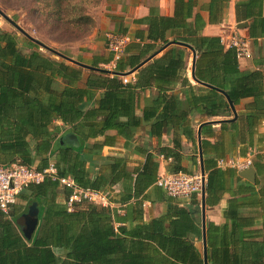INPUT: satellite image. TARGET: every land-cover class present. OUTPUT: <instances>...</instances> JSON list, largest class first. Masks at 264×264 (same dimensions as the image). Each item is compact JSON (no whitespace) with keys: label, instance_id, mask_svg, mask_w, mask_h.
Segmentation results:
<instances>
[{"label":"trees","instance_id":"16d2710c","mask_svg":"<svg viewBox=\"0 0 264 264\" xmlns=\"http://www.w3.org/2000/svg\"><path fill=\"white\" fill-rule=\"evenodd\" d=\"M35 1V10L41 3L50 23L91 21L85 13L88 0ZM228 1L209 0L205 8L210 22L222 18ZM196 4L197 0H174L173 16L150 9L148 16L135 20L147 24L146 36H137L142 41L137 52L122 56L112 70L88 69L52 51L45 54L29 38L35 48L21 52L16 34L0 28V165L19 162L42 169L52 161L59 176H70L79 187L107 192L110 201L124 209L119 213L116 208L82 201L69 210V189L62 188L60 201L57 181L45 178L31 183L19 192L8 215L0 210V264H204L203 250L194 243L201 231L190 210L168 200L165 214L148 220L142 217L141 196L155 183L157 155L172 158L170 172L184 171L179 165L181 143L177 131L181 130L194 146L197 142L195 130L185 126L187 111L169 90L180 81L186 89L189 111L205 116L232 115L226 96L233 105L250 98L237 118L220 121L221 129L229 126L234 131V143L241 137V155H245L254 135L257 142L262 139L257 127L264 121V56L254 59L258 68L240 70L235 51L225 49L218 36L198 34L204 24L200 14L193 16V27L185 23ZM263 10L264 0L235 3L236 21L249 22L248 37L253 44L264 37ZM175 27L189 36L169 40L167 30ZM157 41H161L158 47ZM165 45L171 48L146 66H138ZM185 46L198 51L194 76L207 85L203 91L186 77ZM137 66L135 79L124 83V73ZM152 86L157 97L140 117L136 114L139 94ZM153 118L151 129L157 137L163 128L171 129L173 148L162 146L155 153L144 150L145 160L135 174L127 169L125 158L100 156L108 142L107 130H116L129 140L134 127ZM236 119L241 120V134ZM213 123H202L200 131L202 154L206 155V147L211 146L215 158L212 166H204L206 204L216 203L224 191L225 186L216 179L234 174L230 168L216 167L219 146L204 138V128L211 130ZM70 134L76 137L77 146ZM99 135L104 138L96 139ZM257 184H241L239 192L245 202H256L257 194H264V180L258 188ZM114 185L120 190L111 194ZM28 205L37 211L38 220L30 239L25 238L16 221ZM211 229L210 224L205 229L208 264H264L263 247L254 246L250 240L240 242V246H214ZM252 235L237 238L241 241Z\"/></svg>","mask_w":264,"mask_h":264},{"label":"crops","instance_id":"0c3cea01","mask_svg":"<svg viewBox=\"0 0 264 264\" xmlns=\"http://www.w3.org/2000/svg\"><path fill=\"white\" fill-rule=\"evenodd\" d=\"M239 0H229L227 6L224 8L223 16L220 20L212 21L209 20V12L205 8V5L209 0H197L196 6L193 7L192 15L185 23L189 24L190 27L194 26L193 16L198 13L204 22L198 34L202 36H219L222 32L225 24H237L235 18V3ZM174 0H102L101 9L97 12L94 19H98L101 26V33L95 34V38L89 44L64 49L65 54L75 60L82 63L96 66L100 68H106L109 70L114 69L113 65H110L112 57L111 52L107 49L106 45V33L109 31L127 33L132 37V41L126 46L122 56H128L132 53H136L137 45L140 41L137 36L145 37L147 33L146 23H137L135 20L144 18L149 15L150 9L154 10L155 13L162 16H173L174 14ZM101 13V14H100ZM264 14V10H263ZM248 22V21H247ZM249 25V22H248ZM248 27V26H247ZM239 32L243 35L248 36V29H239ZM176 36H189L187 32L182 28H172L167 30V38L169 40ZM161 41H157L155 46H159ZM128 47V51H127ZM171 48V45L163 46L161 49L152 53L146 62L141 64L139 67L146 66L154 58L161 56L167 50ZM184 60L186 77L189 82L199 87V91H203L204 85L197 82L194 76L195 61L198 56V51L190 49L185 46ZM264 56V37H258L256 43H252V56L249 59L238 60V67L240 70L254 69L259 66L254 64V59L257 56ZM121 56V57H122ZM149 56V57H150ZM148 58V57H147ZM146 59V58H145ZM144 59V60H145ZM194 61V63H193ZM193 66V76L191 75ZM137 67V68H139ZM130 70V69H129ZM127 70V71H129ZM137 70L127 75L129 80L135 79ZM185 87L182 86L180 81H176L171 85L169 93H174L179 100L182 102V108L187 111L186 127L193 128L195 134H200L202 123L213 121L211 130L204 128V138L210 143H217L219 146L218 153L221 157H244L247 154H251L253 157L252 165L250 167L254 170V180L251 181L241 175L240 170L230 168L234 174L224 176L221 179H216V183H222L224 191L221 193L220 199L216 203L206 204L205 202V229L208 224L212 225L211 239L214 246H240L242 242L253 241L254 246H260L264 248V194H257L255 201H246L245 197L241 196V184L244 182L254 183L258 181L256 188L259 187L261 182L264 180V121L258 125L257 131L262 136L261 141L257 142V135L252 137V145L248 146L245 155H241V137L235 141L232 140V134L234 131L226 126L221 129V120H234L237 116L244 111V104L250 101V98H245L240 101L239 104L233 105L236 116L232 110V115H218V116H205L197 111H189L188 104L186 103ZM157 90L154 86L147 88L140 92L138 97V106L136 108V114L142 116L144 110L150 109L154 99L157 97ZM234 118V119H233ZM154 118L149 121H143L141 125L134 127L132 130L133 136L126 140L122 135H119L116 130H107L105 134L108 136V142L102 147L100 156L101 157H123L127 161V169L133 171L135 174L136 170H139L145 160V153L150 151L155 153L160 147L173 148V132L170 128L165 127L161 131L160 137H157L152 132L151 124ZM238 123L239 133L241 134V120L236 119ZM213 130V133L211 131ZM179 140L181 143L178 152L180 154L179 165L185 172H195L200 170L199 154H198V142L196 145L192 143L191 139L181 133L178 130ZM104 136H98L96 139L102 140ZM200 138H203L200 134ZM202 150V149H201ZM206 155L202 154L203 168L212 166L214 153L211 150V146L206 147ZM170 158V159H168ZM156 160L158 162L157 175L161 173L170 172L173 166V160L171 157L165 158L163 155H157ZM218 167V166H216ZM220 168V167H219ZM229 167H224L225 169ZM206 178V170L204 169ZM242 178V179H241ZM221 181V182H220ZM206 182V181H205ZM58 199L61 201L63 197L62 188H58ZM120 190L119 185L112 187L111 194H116ZM205 192V199H206ZM244 198V199H241ZM142 210L143 220H148L151 217L163 215L167 212L168 200H171L179 207H184L190 210L191 216L193 217L194 224L199 227L201 236L194 238L196 246L203 250L202 243V227H201V198L200 195L193 194L189 197L184 196H169L166 192L155 183L147 187L142 196ZM112 202V201H111ZM113 203V207L119 210V213H123V205ZM242 203V204H241ZM253 234L252 237H243L240 241L237 236H243V234ZM241 242V243H240Z\"/></svg>","mask_w":264,"mask_h":264},{"label":"built area","instance_id":"2783aa9c","mask_svg":"<svg viewBox=\"0 0 264 264\" xmlns=\"http://www.w3.org/2000/svg\"><path fill=\"white\" fill-rule=\"evenodd\" d=\"M106 45L112 57L110 65L116 64L123 55L126 46L132 41L127 33L109 31L105 35ZM220 44L225 49H233L238 60L249 59L252 56V39L239 32L235 24H225L219 34ZM122 81L126 83L128 77L124 76ZM170 159V158H168ZM253 157L247 154L244 157H221L216 160V166L220 168L229 167L242 170L252 165ZM45 178L57 181L59 187L67 188L70 194L66 204L69 210L75 202H89L99 206L113 207L107 192L77 186L70 176H59L54 162L49 161L42 169L29 167L19 162L9 166L0 165V210L8 215L12 205L16 202L19 192L31 183H39ZM205 174L200 170L195 172H166L158 174L155 184L161 187L169 196L189 197L193 194L200 195ZM206 181V178H205ZM119 212V210H117ZM118 224H115L117 226Z\"/></svg>","mask_w":264,"mask_h":264},{"label":"rangeland","instance_id":"374dc122","mask_svg":"<svg viewBox=\"0 0 264 264\" xmlns=\"http://www.w3.org/2000/svg\"><path fill=\"white\" fill-rule=\"evenodd\" d=\"M102 0H88L85 13L91 18L90 22L80 20V22L61 21V23H50L44 17L47 13L40 3L38 8L35 0H0V10L12 18L25 32L32 37L40 40L47 46L64 52L68 50L66 46H82L89 44L95 34L101 33L100 22L93 16L101 9ZM74 14H78L75 13ZM101 14V13H100ZM0 28L12 31L18 39V46L21 52H28L35 48L29 43V39L19 30L12 26L6 19L0 15ZM39 49L45 54H51L50 51L42 47ZM66 53V52H64ZM58 58V57H57Z\"/></svg>","mask_w":264,"mask_h":264},{"label":"water","instance_id":"95a60500","mask_svg":"<svg viewBox=\"0 0 264 264\" xmlns=\"http://www.w3.org/2000/svg\"><path fill=\"white\" fill-rule=\"evenodd\" d=\"M0 15L4 19H6L12 26H14L17 30H19L24 36H26L27 38H29L33 42L37 43L38 45H40L45 50L52 51L56 55H58L59 57H62V58L66 59V60H68V61H70V62H72L74 64H77V65L81 66V67L88 68V69L103 70L102 68L94 67V66L82 63L80 61H77L75 59H72V58L60 53L57 50L51 49V47L47 46L46 44H44L40 40L32 37L27 32H25L12 18L7 16L1 10H0ZM247 26H248V22L247 21L238 22L236 24V27L238 29H244V28H247ZM151 57L152 56H150V57L146 58L145 60H143L138 66H140L141 64L146 62ZM193 63H194V61H193ZM137 67H135L134 69L129 70L128 72L124 73V75L131 74L132 72H134V70ZM191 75L193 76V66H192ZM226 98H227V100L229 102V105H230L231 109L234 112V117H235L236 113H235V109H234L233 103L229 99L228 96H226ZM69 138L74 141V145L75 146L78 145V142H77L76 137L74 135L70 134ZM197 142H198V154H199L200 171L204 175L203 160H202V150H201V145H200L201 138H200L199 132H198V135H197ZM239 175H241V176H243V177H245V178H247V179H249L251 181L254 180V170H253L252 167H248V168H244V169L240 170L239 171ZM200 198H201V227H202L203 259H204V264H208L207 263V259H206V241H205V178H204V182H203V185H202ZM16 221H17L18 225L21 227L22 233L24 234L25 238L26 239H30L32 237L34 231L36 230V227H37V224H38L37 211L34 209L33 206L28 205L27 209L17 218Z\"/></svg>","mask_w":264,"mask_h":264}]
</instances>
